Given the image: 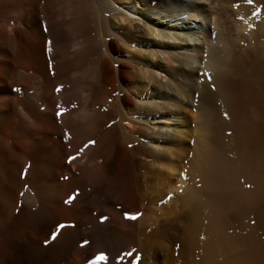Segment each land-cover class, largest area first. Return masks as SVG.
I'll use <instances>...</instances> for the list:
<instances>
[{"label": "bare ground", "instance_id": "1", "mask_svg": "<svg viewBox=\"0 0 264 264\" xmlns=\"http://www.w3.org/2000/svg\"><path fill=\"white\" fill-rule=\"evenodd\" d=\"M237 1L0 0V264H264V0L234 52Z\"/></svg>", "mask_w": 264, "mask_h": 264}, {"label": "rangeland", "instance_id": "2", "mask_svg": "<svg viewBox=\"0 0 264 264\" xmlns=\"http://www.w3.org/2000/svg\"><path fill=\"white\" fill-rule=\"evenodd\" d=\"M262 3H263L262 0H255V2H253V4L257 7L258 11L261 10L260 8L262 7ZM245 5H247V0H238L237 3L234 2L233 4L223 3V8H222L223 13L221 15L218 27H219V30H220L223 38L225 39V42H227V44L231 46V48L233 49L234 52H240L242 50H245L247 48V45H248L247 38L239 37V35L240 36L244 35V30H243V28H241L242 25L247 26V24H249L248 26H251L250 23H248L249 22V19H247L248 17L245 15V13H243V7ZM240 6H241L242 10H241ZM229 13H230L231 18H233V19L230 18ZM229 23H230V25H229ZM228 36H230V37H228ZM209 40H210V42L213 41V39L210 37H209ZM105 254L106 253H102V252L97 253V255L95 256V259L98 262H102L105 259L101 260L100 257L101 256L107 257V254L106 255Z\"/></svg>", "mask_w": 264, "mask_h": 264}, {"label": "snow or ice", "instance_id": "3", "mask_svg": "<svg viewBox=\"0 0 264 264\" xmlns=\"http://www.w3.org/2000/svg\"><path fill=\"white\" fill-rule=\"evenodd\" d=\"M251 2V0H249V3ZM21 195H23V193H21ZM70 203V201H68ZM134 218V217H133ZM59 227H64L63 225L59 226ZM52 239H55V235H53ZM101 260L105 259V257L101 256L100 257Z\"/></svg>", "mask_w": 264, "mask_h": 264}]
</instances>
